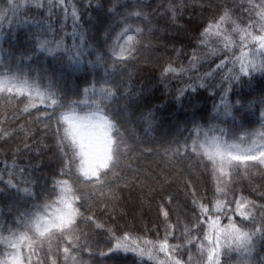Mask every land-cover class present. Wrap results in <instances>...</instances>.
Listing matches in <instances>:
<instances>
[{"label":"snow or ice","instance_id":"6c2138e0","mask_svg":"<svg viewBox=\"0 0 264 264\" xmlns=\"http://www.w3.org/2000/svg\"><path fill=\"white\" fill-rule=\"evenodd\" d=\"M108 4L83 5L119 17L115 25L97 17L103 38L89 39L75 0H0V264H264V111L258 128L240 130L236 116L246 105L229 95L264 78V0H169L163 30L153 28L143 0ZM197 9L203 22L196 23ZM33 10L39 19L27 18ZM184 37L195 39L191 55L176 47ZM169 44L178 55L157 63L160 86L181 79L176 100L205 88L220 99L212 116L198 117L194 107L177 134L157 137L155 110L136 119L130 110L146 89L133 92L124 78L131 80L130 65L152 64L147 53ZM179 55L187 64L177 63ZM208 57L219 63L200 76ZM81 71L93 77L83 88L69 83ZM217 72L220 83L209 84ZM228 118L233 127H222ZM44 149L58 170L19 162L21 153ZM203 172L210 192H201ZM245 180L250 191L238 187ZM158 189L167 195L154 219L136 230L116 222L127 215L125 193H140L132 220L143 221ZM95 235L106 236L104 248Z\"/></svg>","mask_w":264,"mask_h":264},{"label":"trees","instance_id":"16d2710c","mask_svg":"<svg viewBox=\"0 0 264 264\" xmlns=\"http://www.w3.org/2000/svg\"><path fill=\"white\" fill-rule=\"evenodd\" d=\"M77 6L81 8L82 11V23L84 28L88 32L89 39L93 37L100 39L103 38V31L99 29L102 27L101 24L97 23V17L101 21H106L107 24L115 25L119 20V17H116L115 20H108L102 14L97 11H93L92 9H85L83 5L87 4L88 0H75ZM121 4H131L134 3L135 0H119ZM143 2L147 5H150V8H146L145 11L151 13V18L153 20V28H160L163 30L166 26V16H165V7L169 3V0H143ZM193 0H189L191 3ZM217 2L223 3L225 0H217ZM229 4L233 3L234 0H227ZM235 2H239V0H235ZM93 5L96 3L103 4L105 7H110L108 4V0H92ZM155 10V11H153ZM123 11V9H121ZM192 12V8L189 7L188 11L184 14V19L187 20L189 14ZM27 18L31 19V17H35L39 19V14L33 10L30 13H27ZM207 15V14H206ZM91 18V25L89 24V20ZM203 22L202 18L199 17V10L197 9V20L196 23ZM71 18L67 21L66 31L71 32ZM106 26V25H104ZM21 27L20 34H23V26ZM59 27V25H57ZM5 31L7 32V26H5ZM190 36L194 37L195 33H190ZM170 38V37H169ZM69 43L71 40L69 38ZM195 39H189L188 37H184L181 43H177L176 47L181 48L183 46V50L188 55H191L192 47L195 45ZM5 48L8 47L7 42L3 45ZM149 58L152 60V64H145L141 62L140 64H132L129 66L128 71L131 72V80H128L127 75H125V82L132 86L133 92H141L143 91L142 97H133V100L130 104V110L135 113L134 119L139 117V115L146 111L148 108H153L155 110L157 121L159 122V129L155 133L157 137L164 136L166 134H177V126L183 127L185 120L187 117L191 116L193 109L197 111L198 117L203 116L205 118L213 115V104L218 103L220 99L219 91L213 89H199L198 94H194L192 96H185L181 101L176 100L177 89L183 88L184 84L181 79L172 78L168 81V87L164 88L159 84V68L156 66L158 62L167 61L169 57L177 58V53L172 51L171 44L167 49L161 47L159 51L154 53H147ZM222 58V57H221ZM219 63L215 57H208L201 60L203 67L198 66L197 74L203 76L205 72H208L211 68L215 67V63ZM183 62L187 64V59L185 55H179L177 59V63ZM49 63H52L49 61ZM192 73H190L191 75ZM92 73L87 71H81L76 73L74 76L69 77V83H76L81 88L85 87V80H92ZM183 80H187V77H184ZM221 80L220 74L217 72L214 78L210 77L208 80L209 84L216 85L219 84ZM191 83V81H188ZM262 86H264V78H261L259 74H257V79L253 81L252 87L249 88L244 86L242 88L233 89L232 93L229 95L233 100L235 99H243L244 104L246 105L239 114L236 116V124L242 125V129L240 130H251L252 128H258L260 125V112L264 111V105H262L259 101L264 92L261 91ZM215 92V94H213ZM237 93L239 95H237ZM251 101L252 104L249 106L248 102ZM221 119H225V117H221ZM229 119V123L226 125H221L222 127L232 128L233 125L231 123V118ZM203 122V121H202ZM138 131H142L139 123L136 125ZM39 137V133H37ZM44 142L51 146V137H45ZM10 155V153H9ZM5 156L2 151H0V161H3ZM19 162L22 165H26L29 162L31 163H40L41 170L45 174H50L53 169L58 170V161L52 157L51 151L48 149L43 150L42 156H37L35 153H21L19 156ZM147 165V161L144 162ZM199 183L201 185V192L207 188L210 192L211 190V177L208 173L203 172L199 177ZM254 183H261V178L259 176L256 177ZM238 187H244L246 191H250L248 187V182L242 181ZM175 186L169 187L168 192H175ZM167 195V193H161L160 190H157L155 194V199L153 200V207L151 210H148L147 207L144 209V220L133 221V215L139 216L140 214V193L133 192L131 193V198L128 197V193H125L126 199L122 202V211L127 215L121 219L119 216L116 218V222L123 225L126 221L127 223L133 227V230L137 228L143 227L144 223H147L150 219H154L156 217L157 208L156 205L160 202L161 195ZM253 198H256V194L253 193ZM151 199V197H150ZM183 200V197L181 198ZM6 211V209H2ZM97 216L103 220H107L109 224H112L113 221L109 220L106 216H103L100 210H97ZM105 235H95V240L100 248L105 247ZM264 254V253H262ZM98 258V255H97ZM131 256H129V260ZM227 259V258H226ZM227 264H236L235 258L228 259Z\"/></svg>","mask_w":264,"mask_h":264}]
</instances>
